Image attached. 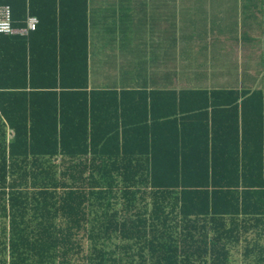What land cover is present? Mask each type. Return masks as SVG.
Listing matches in <instances>:
<instances>
[{
  "label": "trees",
  "instance_id": "1",
  "mask_svg": "<svg viewBox=\"0 0 264 264\" xmlns=\"http://www.w3.org/2000/svg\"><path fill=\"white\" fill-rule=\"evenodd\" d=\"M4 5L39 24L0 37V264H235L264 218V82L90 91L86 0Z\"/></svg>",
  "mask_w": 264,
  "mask_h": 264
},
{
  "label": "crops",
  "instance_id": "2",
  "mask_svg": "<svg viewBox=\"0 0 264 264\" xmlns=\"http://www.w3.org/2000/svg\"><path fill=\"white\" fill-rule=\"evenodd\" d=\"M86 15L90 91L236 90L243 96L263 86L264 0H86ZM232 70H243L239 82ZM214 83L236 87H198ZM244 228L232 261L264 263V218H241Z\"/></svg>",
  "mask_w": 264,
  "mask_h": 264
},
{
  "label": "built area",
  "instance_id": "3",
  "mask_svg": "<svg viewBox=\"0 0 264 264\" xmlns=\"http://www.w3.org/2000/svg\"><path fill=\"white\" fill-rule=\"evenodd\" d=\"M39 20L35 16H29L24 27L14 25L12 9L9 5L0 6V35L27 36L35 30Z\"/></svg>",
  "mask_w": 264,
  "mask_h": 264
},
{
  "label": "rangeland",
  "instance_id": "4",
  "mask_svg": "<svg viewBox=\"0 0 264 264\" xmlns=\"http://www.w3.org/2000/svg\"><path fill=\"white\" fill-rule=\"evenodd\" d=\"M228 72H229V74H230V70H227ZM242 71L243 70H232V72H233V75H232V78L234 79V78H237L236 80H237V82H239L240 81V73L242 74ZM203 79V78H202ZM211 79V78H210ZM212 80V79H211ZM235 80V79H234ZM200 89H210V90H212V89H226V88H235L236 86H229V84H226V85H220V84H212V85H210V86H198ZM237 87H239V86H237Z\"/></svg>",
  "mask_w": 264,
  "mask_h": 264
}]
</instances>
